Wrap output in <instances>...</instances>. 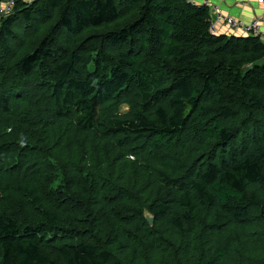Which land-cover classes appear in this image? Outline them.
Wrapping results in <instances>:
<instances>
[{"label":"trees","instance_id":"16d2710c","mask_svg":"<svg viewBox=\"0 0 264 264\" xmlns=\"http://www.w3.org/2000/svg\"><path fill=\"white\" fill-rule=\"evenodd\" d=\"M212 25L188 0H15L0 264H264V41Z\"/></svg>","mask_w":264,"mask_h":264},{"label":"crops","instance_id":"0c3cea01","mask_svg":"<svg viewBox=\"0 0 264 264\" xmlns=\"http://www.w3.org/2000/svg\"><path fill=\"white\" fill-rule=\"evenodd\" d=\"M9 0H0V3H7ZM32 2L34 0H24ZM196 5H207L211 8L213 24L217 35L227 36H248L240 29H231L228 25L217 20V9L224 14L240 19L244 24L250 25L254 20H259L262 31L261 39L264 41V5L257 0H188Z\"/></svg>","mask_w":264,"mask_h":264},{"label":"built area","instance_id":"2783aa9c","mask_svg":"<svg viewBox=\"0 0 264 264\" xmlns=\"http://www.w3.org/2000/svg\"><path fill=\"white\" fill-rule=\"evenodd\" d=\"M261 5H264V0H257ZM15 7V0H9L6 4L0 3V17L9 16ZM217 20L221 23L228 25L231 29H240L248 36L261 38L262 31L260 29L259 20H254L250 25L244 24L240 19H235L231 16L224 14L221 10L217 9ZM212 31L216 33L215 25H212Z\"/></svg>","mask_w":264,"mask_h":264},{"label":"rangeland","instance_id":"374dc122","mask_svg":"<svg viewBox=\"0 0 264 264\" xmlns=\"http://www.w3.org/2000/svg\"><path fill=\"white\" fill-rule=\"evenodd\" d=\"M3 4H6V3H3ZM236 19V18H235ZM0 20H1V17H0ZM257 20V19H256ZM128 110H129V107H128V105L126 104V103H124L123 105H122V107H121V112L122 113H126V112H128ZM10 132V130L8 131V133ZM9 164H11V165H14V162L13 161H11ZM10 210L12 209L13 211H16L17 210V206H10V208H9Z\"/></svg>","mask_w":264,"mask_h":264},{"label":"water","instance_id":"95a60500","mask_svg":"<svg viewBox=\"0 0 264 264\" xmlns=\"http://www.w3.org/2000/svg\"><path fill=\"white\" fill-rule=\"evenodd\" d=\"M145 217H146L147 221L150 223V225L154 224V217L152 214H150L149 212H146Z\"/></svg>","mask_w":264,"mask_h":264}]
</instances>
